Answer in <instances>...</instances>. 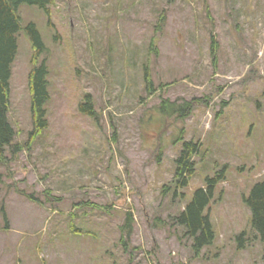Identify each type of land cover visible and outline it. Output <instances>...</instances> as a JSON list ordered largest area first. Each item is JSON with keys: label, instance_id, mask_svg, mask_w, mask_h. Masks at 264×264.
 <instances>
[{"label": "rangeland", "instance_id": "obj_1", "mask_svg": "<svg viewBox=\"0 0 264 264\" xmlns=\"http://www.w3.org/2000/svg\"><path fill=\"white\" fill-rule=\"evenodd\" d=\"M20 14L48 47L50 125L32 151L0 164V264H264L259 240L243 249L235 241L252 228L243 195L264 180V0H57L52 25L36 6ZM18 44L9 116L23 144L34 50L24 30ZM146 61L154 95L144 90ZM88 93L99 122L78 109ZM162 98L192 110L164 115ZM184 140L200 143L196 173L178 195L164 194ZM224 165L209 206L216 240L195 257L171 219Z\"/></svg>", "mask_w": 264, "mask_h": 264}, {"label": "trees", "instance_id": "obj_2", "mask_svg": "<svg viewBox=\"0 0 264 264\" xmlns=\"http://www.w3.org/2000/svg\"><path fill=\"white\" fill-rule=\"evenodd\" d=\"M57 0H0V164H6L9 160L8 153L12 156L20 153L23 149L33 150L37 138L49 127L48 103L51 100L50 68L47 57V44L38 25L34 21L22 24L20 8L24 4L33 5L44 11L48 18V24L52 25V7ZM172 1V0H170ZM165 10L158 15L155 31H160L166 24ZM24 30L28 36L34 53L32 67L29 72V88L31 92V118L32 128L28 133L27 140L22 143L15 141L17 131L10 120V98L12 67L16 60L19 44L18 34ZM213 33V31H211ZM211 33V54L213 61H217L219 41ZM150 51L158 52L156 46ZM144 90L149 95H154L158 88L153 78V72L149 61L143 64ZM191 102L178 104L168 98H162L160 109L164 115L177 114L184 117L192 110ZM78 109L81 113L99 122L100 113L96 109L91 93H88L80 102ZM200 152V143L194 140H184L179 155L174 160V178L171 184L163 186V193L173 190L178 195L180 189L189 186L191 179L196 173L197 163L195 156ZM226 165L214 176H208L204 186L196 189L192 198L185 207L171 221L173 225L181 229L183 234L191 240V249L195 257H200L202 251L215 243L216 230L209 213V206L215 197L217 185L225 178ZM48 198L50 193L47 192ZM35 202H42L34 194L28 196ZM243 200L251 211V230H244L235 236L239 249H243L253 240H259L264 244V180L256 182L248 194L243 195ZM84 202L79 203L81 206ZM1 212L7 218L6 207L1 206ZM134 215L127 212L122 231L128 237L133 233ZM71 232L75 234L87 233L86 230L71 224ZM125 241V239L123 240ZM126 244V243H124ZM264 255V248H263Z\"/></svg>", "mask_w": 264, "mask_h": 264}]
</instances>
